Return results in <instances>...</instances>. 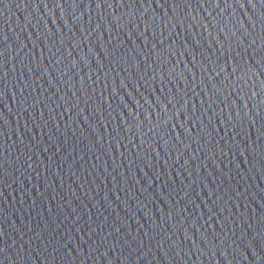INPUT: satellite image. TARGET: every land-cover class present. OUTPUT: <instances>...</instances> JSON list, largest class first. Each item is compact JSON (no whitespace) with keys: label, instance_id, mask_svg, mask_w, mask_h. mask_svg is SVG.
Wrapping results in <instances>:
<instances>
[{"label":"water","instance_id":"water-1","mask_svg":"<svg viewBox=\"0 0 264 264\" xmlns=\"http://www.w3.org/2000/svg\"><path fill=\"white\" fill-rule=\"evenodd\" d=\"M0 264H264V0H0Z\"/></svg>","mask_w":264,"mask_h":264}]
</instances>
